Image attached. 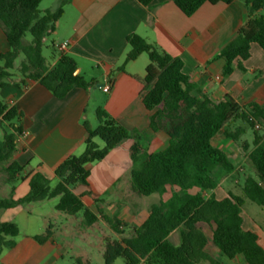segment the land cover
Here are the masks:
<instances>
[{"label":"trees","instance_id":"1","mask_svg":"<svg viewBox=\"0 0 264 264\" xmlns=\"http://www.w3.org/2000/svg\"><path fill=\"white\" fill-rule=\"evenodd\" d=\"M44 0H0V24L5 28L9 50L0 55V91L14 82L18 75L20 84L39 82L57 98L65 97L75 88L87 89L94 85L81 74H75L78 65L74 58L62 54L51 66L43 55L46 38L56 29L71 0H60L59 6L42 13ZM148 6L152 0H138ZM187 16H192L205 3L230 4L243 1L248 8V20L235 38L221 51L226 58V76L234 70L235 61L250 58L252 44L264 50V0H172ZM31 41L26 42L27 35ZM130 51L126 63L147 54L150 64L143 78L146 93L145 107L153 111L151 128L162 130L169 137L168 146L159 152L146 154L131 176V191L139 197L158 194L162 199L153 205L146 220L126 235L128 224L118 217L105 213L96 215L87 209L73 189L88 184L90 165L103 161L109 153L129 139L139 140V135L128 131L104 110H97L99 126L92 130L86 125L88 136L82 154L67 158L55 170L59 183L51 186L43 174L36 173L30 180V191L22 199H0V210L19 205L59 198L56 210L68 216L83 213L82 227L91 228L100 219L119 237L109 242L104 253L105 264H116L123 259L126 264H222L208 252L209 239L202 225L213 227L212 244L229 260L238 256L245 264H264V248L259 235L244 227L243 206L249 200L264 208V105L250 102L240 105L231 96L215 103L200 94L184 73L180 58L149 44L138 35L127 38ZM54 51H57L53 45ZM20 55L24 61L16 69ZM125 64L120 68L123 70ZM23 113L0 100V126L8 124L0 140V165L8 164V181L16 183L23 167L12 157L18 137L23 133ZM240 124V125H239ZM260 128L257 129L256 126ZM248 129L253 132V142L243 141ZM223 133L225 138L238 144L245 153L252 174L240 178L241 194L228 192L219 199L212 193L219 181V170L228 174L237 172L228 154L213 144ZM100 142L102 145H100ZM141 146L131 147L134 162L139 160ZM220 180V179H219ZM169 194L164 200L163 196ZM179 232V243L172 241ZM20 234L14 222L0 224V257L16 246ZM53 237L48 229L35 239L45 243ZM82 264L81 259H77Z\"/></svg>","mask_w":264,"mask_h":264},{"label":"crops","instance_id":"2","mask_svg":"<svg viewBox=\"0 0 264 264\" xmlns=\"http://www.w3.org/2000/svg\"><path fill=\"white\" fill-rule=\"evenodd\" d=\"M59 3L60 0H52V6L46 10L56 9ZM247 20L248 8L243 1L205 3L192 16H187L172 0H152L148 6L138 0H71L53 32L59 41L54 44L56 48L65 42L68 47L64 51L57 48L58 56L51 66L62 54L71 56L79 73L86 80L94 81V85L87 89L75 88L65 97L57 98L39 82L20 84L21 78L17 75L14 82L0 91V100L24 115V134L18 137L12 157L23 171L18 174L19 180L11 184L6 172L8 164L0 165V199L24 198L36 173L50 180L51 186L57 185L56 168L67 158L83 153L88 136L86 125L95 130L99 126L97 110L102 109L128 131L137 133L139 140H126L103 161L91 164L88 184L78 185L73 192L98 216L100 213L116 216L128 226L142 224L151 206L141 208L129 204L137 196L131 191V176L146 154L168 146L169 137L164 131L151 128L153 111L143 102L146 93L143 78L150 59L142 54L126 63L130 51L127 38L138 35L170 56L180 58L184 73L197 91L215 103L229 95L240 105L250 102L264 105V50L252 44L250 58L235 61L234 70L228 76L224 74L227 60L220 56ZM9 48L5 28L0 24V55ZM106 83L111 84L108 93L103 91ZM136 143L142 150L139 160L134 162L131 147ZM213 144L223 149L236 167L237 172L228 174L223 180L235 179L236 174L238 187L240 178L246 173L252 174L245 153L223 133L214 138ZM221 188L219 183L215 190L202 193L217 196ZM228 192L233 191H222L221 198H217L226 197ZM107 196L112 197L109 203L104 199ZM168 198L167 194L163 196L164 200ZM161 199L159 197L158 201ZM43 202L0 210V224L14 222L20 229L16 246L3 252L0 264H53L56 260L58 245L53 225L49 224L46 229L53 232V237L45 243L35 239L39 234L27 232L23 235L21 230L20 219L28 227L30 218L40 213V207L36 206H42L34 204ZM58 214L64 218L68 216L62 212ZM140 218L143 220L136 222ZM251 222L252 225L245 220L244 227L259 235L264 248V233L254 220ZM99 224L110 229L101 219L92 227Z\"/></svg>","mask_w":264,"mask_h":264},{"label":"rangeland","instance_id":"3","mask_svg":"<svg viewBox=\"0 0 264 264\" xmlns=\"http://www.w3.org/2000/svg\"><path fill=\"white\" fill-rule=\"evenodd\" d=\"M52 6V0H45L41 3L39 9L42 13L45 12ZM54 6V5H53ZM59 6V4H58ZM31 41V36L28 34L26 37V42ZM58 39L54 36V34H50L45 41V46L43 49V55L47 59L49 64L55 60L58 56L57 51L53 49V45L58 43ZM24 61V56L20 55L16 61V69L13 73H17V68L20 64ZM240 125V124H239ZM4 129L7 132H11V128L8 124H4V127L0 126V140L3 139L4 136ZM243 141H248L250 143L253 142V132L252 130L248 129L247 133L242 137ZM100 145L102 143L100 142ZM239 147V145H238ZM248 169V166L246 165ZM219 177H216L219 183L222 184L221 191L217 194L219 198H221V192L231 190L233 192H241L240 188L237 187V180L238 176L235 174L234 178H228L223 180L228 173L224 170H219L217 172ZM237 176V177H236ZM220 179V180H219ZM55 183H53L54 185ZM169 196V194H167ZM159 195L154 194L149 197H139L136 196L132 198L129 204H137L141 208H150L149 205L152 207L155 204H158ZM105 200L109 203L112 197H105ZM59 202V198H53L51 200H46L43 203H38L34 205H42L36 206L38 208V212L33 217L30 218V224L26 227V222L21 221V230L22 234L25 233H35L42 235L45 233L46 229L48 228L49 224L53 225V229L55 232V240L58 245V257L53 262V264H79L77 259H82L83 264H105L104 263V253L106 250V246L109 242H114L118 239V236L111 231L110 229L106 228L105 224H99L89 229H84L82 227V222L84 220L83 213H79L76 216H67L64 218L60 216L56 210V206ZM116 203V202H115ZM128 204V202H126ZM244 218L247 222H250L252 225L251 220L255 221L258 225L257 228L261 229L264 233V208L259 207L255 203L246 200L245 205L242 208ZM143 218L137 219L136 222H141ZM134 224H129V227L126 228V235L133 233ZM202 228L208 239L210 240L209 245L207 247V252L216 260L220 261L222 264H245L244 258L239 257L235 260H229L226 256H224L215 246L212 244V230L213 227H210L206 224L202 225ZM171 239L174 243H179V232H175ZM116 264H126L123 259H118ZM203 264H209L204 262Z\"/></svg>","mask_w":264,"mask_h":264},{"label":"built area","instance_id":"4","mask_svg":"<svg viewBox=\"0 0 264 264\" xmlns=\"http://www.w3.org/2000/svg\"><path fill=\"white\" fill-rule=\"evenodd\" d=\"M68 47V43L65 42V43H62L61 45L57 46L58 49L64 51L66 50V48ZM111 90V84L110 83H106L104 86H103V91L105 93H108L109 91ZM257 129L260 128L259 125L256 126ZM24 134V133H23Z\"/></svg>","mask_w":264,"mask_h":264},{"label":"water","instance_id":"5","mask_svg":"<svg viewBox=\"0 0 264 264\" xmlns=\"http://www.w3.org/2000/svg\"><path fill=\"white\" fill-rule=\"evenodd\" d=\"M79 73V71L77 70L76 72H75V74H78Z\"/></svg>","mask_w":264,"mask_h":264}]
</instances>
